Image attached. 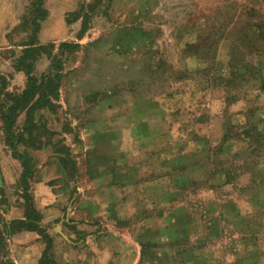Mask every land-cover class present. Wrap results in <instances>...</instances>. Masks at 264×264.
<instances>
[{
  "label": "rangeland",
  "instance_id": "1",
  "mask_svg": "<svg viewBox=\"0 0 264 264\" xmlns=\"http://www.w3.org/2000/svg\"><path fill=\"white\" fill-rule=\"evenodd\" d=\"M40 2L0 40V264L12 208L40 264H264V0ZM25 43L59 88L6 130Z\"/></svg>",
  "mask_w": 264,
  "mask_h": 264
},
{
  "label": "trees",
  "instance_id": "2",
  "mask_svg": "<svg viewBox=\"0 0 264 264\" xmlns=\"http://www.w3.org/2000/svg\"><path fill=\"white\" fill-rule=\"evenodd\" d=\"M39 3L40 0H39ZM39 4H37V8L35 9V11L38 14H41L40 17L39 15L35 13V15L37 14V16H35L32 19V24L35 26L34 30H33V34L35 35L38 30H39V22L41 19L45 18L46 16V12H42V4H40V8L38 6ZM35 37L33 36V39ZM68 43H64L63 46H68ZM41 49H43V46H37L34 43H25V48H23L22 50V54L19 56L18 58V70H22L26 73V75L28 76V84L27 87L21 92V93H8L6 94L7 97H10L14 100L13 104L11 106H9L8 110L3 111L2 114L6 120V127L5 129L8 130L15 118H17L20 114H22L23 112H30L32 110H34L35 108L37 109L38 107V103L40 102L41 99L45 98V97H50L51 94H46L45 92L51 88V93H53L54 91L58 90L59 88V84H55L52 87H50V84H48L46 86V88H42L43 86V81L44 80H48L50 83L52 82V80H56L57 78L59 79L61 74H56L55 76L53 75H42L40 78V83H38V77L34 76L30 73L29 69H25L24 65L19 66L20 63L22 62V64H25L26 59L32 58L33 60H31L28 63V68L30 65H34V62L41 56L42 52ZM50 95V96H49ZM9 112H12L11 115H9ZM33 211V210H32ZM39 218L38 213L35 212H31L26 214V219L20 220V219H16L13 220L12 222H10V229L8 232V235L13 234L15 232H20L22 230H29V231H34V230H39L41 231L42 229H40V227L38 226V224L34 221H32V219L34 218ZM2 232L0 231V248L5 247V238L1 235ZM42 263V262H41ZM42 264H46V263H42Z\"/></svg>",
  "mask_w": 264,
  "mask_h": 264
},
{
  "label": "crops",
  "instance_id": "3",
  "mask_svg": "<svg viewBox=\"0 0 264 264\" xmlns=\"http://www.w3.org/2000/svg\"><path fill=\"white\" fill-rule=\"evenodd\" d=\"M21 2H22V0H18V5L15 7L16 13L20 14V15H22L24 13V11L22 10V7H21V4H22ZM44 7L45 6L42 3V8L45 9ZM12 10H13V0H0V40L5 39L4 38V36H6V32H5L6 30L5 29L9 23V20L7 18V14H8V12L10 14H12ZM22 11H23V13H22ZM19 71H21V70H19ZM8 216L12 220L13 219H22L24 217V212L21 208H12L11 210L9 209ZM25 236L28 237V240L24 241L22 247L19 248L20 254H22L21 258L23 259V258H25V256H27V262H30V264H40L41 254H38L37 249H36V248H38L37 245L39 244V241L37 238L39 236H36L33 231H23V232H19L16 235H14L13 239L14 238H20V237L22 238ZM23 251H25V252H23ZM16 263L21 264V262H19L17 260H16Z\"/></svg>",
  "mask_w": 264,
  "mask_h": 264
}]
</instances>
